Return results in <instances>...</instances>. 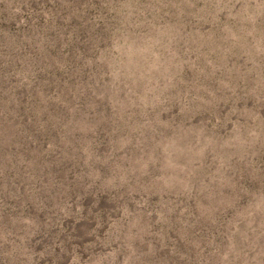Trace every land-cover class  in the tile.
Segmentation results:
<instances>
[{"label":"rangeland","instance_id":"1","mask_svg":"<svg viewBox=\"0 0 264 264\" xmlns=\"http://www.w3.org/2000/svg\"><path fill=\"white\" fill-rule=\"evenodd\" d=\"M0 264H264V0H0Z\"/></svg>","mask_w":264,"mask_h":264}]
</instances>
